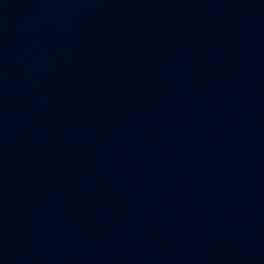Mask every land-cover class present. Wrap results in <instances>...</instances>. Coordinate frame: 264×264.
<instances>
[{
  "label": "water",
  "instance_id": "obj_1",
  "mask_svg": "<svg viewBox=\"0 0 264 264\" xmlns=\"http://www.w3.org/2000/svg\"><path fill=\"white\" fill-rule=\"evenodd\" d=\"M0 264H264V0H0Z\"/></svg>",
  "mask_w": 264,
  "mask_h": 264
}]
</instances>
